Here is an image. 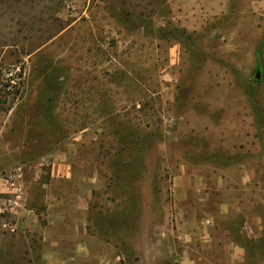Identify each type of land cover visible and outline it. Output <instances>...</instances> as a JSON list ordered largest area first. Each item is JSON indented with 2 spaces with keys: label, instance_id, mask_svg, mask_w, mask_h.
I'll return each instance as SVG.
<instances>
[{
  "label": "rangeland",
  "instance_id": "1",
  "mask_svg": "<svg viewBox=\"0 0 264 264\" xmlns=\"http://www.w3.org/2000/svg\"><path fill=\"white\" fill-rule=\"evenodd\" d=\"M16 167L90 203L63 264H264V0H0V264H46L68 239L2 211Z\"/></svg>",
  "mask_w": 264,
  "mask_h": 264
},
{
  "label": "crops",
  "instance_id": "2",
  "mask_svg": "<svg viewBox=\"0 0 264 264\" xmlns=\"http://www.w3.org/2000/svg\"><path fill=\"white\" fill-rule=\"evenodd\" d=\"M38 173L39 171L35 170L36 177L38 176ZM244 173L245 175H247L246 178H249V180H251L255 178L256 171L254 168L245 167ZM51 175L53 177L57 176L60 178L70 177L71 176L70 164L55 160L51 167ZM25 205H27V207L25 206L24 208L21 209L17 220L20 221V223L23 226L36 229L38 230V232L44 231L45 232L44 237L49 238V242H50V243H46L45 246L52 247V246L61 245V242L54 241L53 238L51 237L50 233H52L53 230L56 231L58 230V232L63 231L58 233V237L61 239L63 238L68 239L67 240L68 243L64 245L66 246L64 250H62V248L59 247H58L59 248L58 251L56 250L54 252L50 250H46L44 256L46 264H51V261L53 259L55 260L57 259L59 263L61 262V264H63V262H65L63 261L64 258L71 260L75 255L82 257L89 254L90 250L87 242L76 240L77 238L83 236L84 234H87L89 208H90L89 201H40L38 203V201H31L30 199H28L27 196ZM225 205L226 208H228L229 205L228 204ZM231 206L238 207V204L235 203ZM182 211L185 212V210L183 209ZM250 221L255 226L256 234L254 236L262 237L263 218L261 216L255 215L250 218ZM16 225H20V224L18 223ZM60 228L62 230H60ZM66 230H68V232H66ZM200 231L202 232V230ZM213 238L214 237H210L212 241L214 240ZM215 244L216 243L214 242V246H216ZM233 252L238 253L240 252V249L236 251H231V254Z\"/></svg>",
  "mask_w": 264,
  "mask_h": 264
},
{
  "label": "built area",
  "instance_id": "3",
  "mask_svg": "<svg viewBox=\"0 0 264 264\" xmlns=\"http://www.w3.org/2000/svg\"><path fill=\"white\" fill-rule=\"evenodd\" d=\"M3 185L6 187L3 197V212H9L17 215L21 208L25 207L26 202V187L24 183L21 167L13 169L6 177L3 178ZM8 226L7 223L4 224ZM9 229L14 232L17 229L16 225H9Z\"/></svg>",
  "mask_w": 264,
  "mask_h": 264
},
{
  "label": "trees",
  "instance_id": "4",
  "mask_svg": "<svg viewBox=\"0 0 264 264\" xmlns=\"http://www.w3.org/2000/svg\"><path fill=\"white\" fill-rule=\"evenodd\" d=\"M258 59H259V66H258V69H259V71H262V60H261V57H260V54H258ZM262 77V76H261ZM131 145V144H130ZM131 166V163H130V161H124L123 162V167H130ZM127 213H129V212H127ZM127 213H125L124 215H123V217H120L121 219H123L124 221H126V219H129V217L130 216H128L127 215ZM119 217H117V218H114V219H120ZM120 221V220H119ZM123 222V221H122ZM108 223L113 227V228H115V224H116V221L114 222V220H112V217L111 218H109L108 219ZM125 223V222H124Z\"/></svg>",
  "mask_w": 264,
  "mask_h": 264
},
{
  "label": "water",
  "instance_id": "5",
  "mask_svg": "<svg viewBox=\"0 0 264 264\" xmlns=\"http://www.w3.org/2000/svg\"><path fill=\"white\" fill-rule=\"evenodd\" d=\"M256 77H257L258 79L261 78V74H260V71H259V70H258L257 73H256Z\"/></svg>",
  "mask_w": 264,
  "mask_h": 264
}]
</instances>
